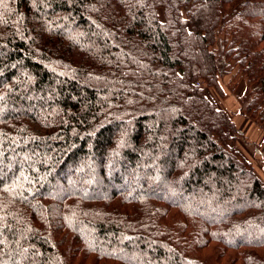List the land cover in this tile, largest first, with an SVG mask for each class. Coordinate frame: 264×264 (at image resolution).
Segmentation results:
<instances>
[{"label": "trees", "instance_id": "trees-1", "mask_svg": "<svg viewBox=\"0 0 264 264\" xmlns=\"http://www.w3.org/2000/svg\"><path fill=\"white\" fill-rule=\"evenodd\" d=\"M229 73L264 130V0H0V264H264Z\"/></svg>", "mask_w": 264, "mask_h": 264}, {"label": "crops", "instance_id": "crops-1", "mask_svg": "<svg viewBox=\"0 0 264 264\" xmlns=\"http://www.w3.org/2000/svg\"><path fill=\"white\" fill-rule=\"evenodd\" d=\"M245 90L244 85L239 84L237 87L235 93V96H240L243 91ZM242 90V91H241ZM211 95V94H210ZM229 95V94H227ZM226 95V96H227ZM213 96V95H211ZM221 101L220 104H216L218 108L228 111L231 115V120L235 124V127L239 132H242L240 134V139L235 140V146L239 150V152L252 163V166L254 168L255 172V166L254 162L251 160L252 156L253 158H257L256 152H254L253 146L258 148V144H260L261 152H262V161H264V130L259 128L255 123H253L251 120L245 118L239 109V104L237 101L236 96V103H232L229 101L230 96H227ZM259 149V148H258ZM249 150L253 151V155L251 156V153ZM256 174V172H255ZM257 175V174H256ZM261 178L258 176V178L263 182L264 184V167L261 171Z\"/></svg>", "mask_w": 264, "mask_h": 264}, {"label": "rangeland", "instance_id": "rangeland-1", "mask_svg": "<svg viewBox=\"0 0 264 264\" xmlns=\"http://www.w3.org/2000/svg\"><path fill=\"white\" fill-rule=\"evenodd\" d=\"M232 75H233V73H229V74H227V75H225L224 77H222V78H220L219 79V83H220V85H221V87L224 89V91H225V95L224 96H220L219 95V93L214 89V88H206V93H207V95H208V97L210 98V99H212L216 104H220L221 103V101L225 98V96L227 95V94H229V95H227V96H230V98H229V101H231L232 103H236V96H235V91H236V89H237V87L239 86V84H242V85H244V88H245V82L243 81V80H240V81H238L237 82V84L235 85V87H234V91H230V87H229V81H230V79H231V77H232ZM244 90V89H243ZM242 91V90H241ZM213 95V96H211V95ZM226 96V97H227ZM217 106V105H216ZM218 107V106H217ZM226 111V110H225ZM226 113L229 115V117L231 118V115L233 116V114H230L228 111H226ZM237 129V128H236ZM237 136H236V140H237V138H238V140L240 139L239 137H240V134L242 133V132H239L238 130H237ZM258 148H256L255 146H253V149H254V152H256V156H257V158H253V151H251V150H249V152L251 153V156H252V158H251V160L254 162V166H255V172H256V174L261 178V171H262V169H263V167H264V161H262V159H261V157H262V152H261V148H260V144H258ZM254 169V168H253Z\"/></svg>", "mask_w": 264, "mask_h": 264}]
</instances>
